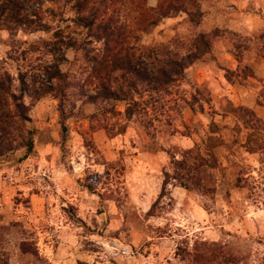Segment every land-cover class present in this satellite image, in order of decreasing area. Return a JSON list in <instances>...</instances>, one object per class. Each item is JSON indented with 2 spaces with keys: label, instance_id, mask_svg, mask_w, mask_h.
Returning <instances> with one entry per match:
<instances>
[{
  "label": "rangeland",
  "instance_id": "rangeland-1",
  "mask_svg": "<svg viewBox=\"0 0 264 264\" xmlns=\"http://www.w3.org/2000/svg\"><path fill=\"white\" fill-rule=\"evenodd\" d=\"M180 1L139 43L180 58L205 33L208 49L133 114L91 117L81 98L62 117L52 94L29 109L32 151L0 156V264H264V0ZM73 3L44 0L43 29L0 28V68L49 60Z\"/></svg>",
  "mask_w": 264,
  "mask_h": 264
},
{
  "label": "trees",
  "instance_id": "trees-1",
  "mask_svg": "<svg viewBox=\"0 0 264 264\" xmlns=\"http://www.w3.org/2000/svg\"><path fill=\"white\" fill-rule=\"evenodd\" d=\"M43 2L0 0V28L35 31L47 27ZM182 4L180 0H159L152 7L146 0H74L75 31L58 28L52 39L43 41L49 60L16 73L0 68V156L18 148L25 154L32 151L33 129L27 128L25 122L30 120L29 109L46 94L57 98L62 117L68 105L75 106L81 98L95 104L97 111L91 117L97 113L117 114L115 106L119 101L127 102L125 114L130 116L138 105L135 95L167 89L177 76H182L185 67L208 49L205 33L197 35L195 50L177 58L165 44L154 47L139 43L137 31L156 24L171 8ZM122 6L134 12V28L118 18ZM69 47L75 51L72 60L65 56ZM63 61L78 64L76 79L70 68H61ZM179 164L185 166L184 161ZM183 175L177 172L175 176L184 181L188 177Z\"/></svg>",
  "mask_w": 264,
  "mask_h": 264
}]
</instances>
